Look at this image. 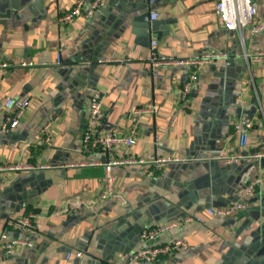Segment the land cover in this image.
Here are the masks:
<instances>
[{
	"label": "crops",
	"instance_id": "0c3cea01",
	"mask_svg": "<svg viewBox=\"0 0 264 264\" xmlns=\"http://www.w3.org/2000/svg\"><path fill=\"white\" fill-rule=\"evenodd\" d=\"M79 1L0 0V166L24 167L0 173V237L6 232L8 239L34 244L0 252V264H126L145 245L143 229L192 215L202 221L155 242L183 239L188 248L148 264H237L264 224V187L234 218L207 210L228 206L239 188L264 179V158L255 159L264 154V61L251 60L264 51V31L227 30L216 13L219 0H108L92 17L60 24ZM252 1L254 24L264 22V0ZM153 12L155 21L171 22L159 27L166 35L151 31ZM218 53L227 58L198 70L184 100L180 92L194 68L155 70L150 61ZM95 90L105 95L101 129L127 134L137 123L133 147L84 150ZM8 98H27L30 107L14 131L3 133ZM244 119L254 125L242 148L231 122ZM47 123L50 142L35 141ZM165 155L181 163L152 173L144 166L114 167V194L100 200L110 159ZM226 155L242 159L228 164L220 159ZM79 201L82 209H69ZM24 216H32V233L8 225Z\"/></svg>",
	"mask_w": 264,
	"mask_h": 264
},
{
	"label": "built area",
	"instance_id": "2783aa9c",
	"mask_svg": "<svg viewBox=\"0 0 264 264\" xmlns=\"http://www.w3.org/2000/svg\"><path fill=\"white\" fill-rule=\"evenodd\" d=\"M108 0H92L89 5L84 4L83 0L77 2L76 6L70 11L64 13L58 18L60 24L72 23L76 18L80 16H85L86 18L92 17L98 10L103 8L107 4ZM155 0H151L154 3ZM216 13L225 28L230 31L242 32L246 28H250L253 34H258L264 31V22L254 24L255 16L257 13L256 5L252 0H219L216 5ZM152 21L157 20L158 13L153 12L150 15ZM158 43L156 40H152L151 48L155 49ZM227 58L226 54H203L201 56H195L192 59L185 62H178L172 58H158L157 56H151L150 61L152 67L157 70L162 66H167L170 64L188 65L192 66L194 70L188 76L187 82L184 84L180 95L184 100L191 93L194 84L197 81L198 70L204 66L210 64L214 60ZM254 62L264 61V51L251 57ZM58 65H61V57L58 56ZM22 66L26 67L27 64L24 63ZM4 67V66H3ZM157 77V73L155 74ZM104 101L105 95L99 91L95 90L90 99L89 113L83 133L82 145L84 150H101L109 154L115 148L120 146H125L126 148L133 147L138 140V125L135 123L130 129L129 133L124 134L122 132H111L103 131L101 125L104 119ZM30 107L29 99L14 100L8 98L5 101L4 109L6 112V119L1 127L3 133H10L14 131L19 125L20 121L26 114ZM155 108H142L134 112L135 116H140L145 113L154 112ZM234 127L235 133L239 138L240 147H245L248 140V135L254 125L253 119H244L242 121L231 122ZM50 129L51 123H47L43 126L40 133L35 137V141H45L50 142ZM264 158V154L256 155L255 159ZM221 160L226 163L234 164L238 163L242 159L241 155L235 156H221ZM250 161V160H247ZM172 163H181L180 158L177 156H147V157H135L128 156L126 158L118 159L112 158L105 165V175L103 177L104 181V192L100 195V200H105L112 196L115 191V177L113 175V169L116 166H144L147 169L150 167L152 172H157L161 170L164 166ZM22 166H0V173H9L23 169ZM46 168V167H43ZM264 187V179L262 177H257L251 179L243 187L238 189V199L234 200L228 206L210 208L207 210L209 216H215L220 218H234L240 212L244 211L248 207V201L250 198L255 196L256 190L258 188ZM83 201H79L75 205H70L69 209H82ZM202 221L201 217L198 215L186 216L183 218H178L175 220L168 221L166 223L145 228L141 231L140 238L145 243L144 247L137 252H135L129 258L126 264H148L155 262L161 256L173 254L176 251H185L188 248V244L183 239L174 240L165 245H156L155 242L159 237L173 229H180L185 224L192 222ZM8 225L17 231H22L25 233H32L34 225L32 223V216H24L22 218H17L11 220ZM34 247L33 241L24 239H8L7 233L3 232L0 237V252L11 255L19 248H32ZM71 256L69 253L68 258ZM75 256L78 258L83 257V253L80 251L75 252Z\"/></svg>",
	"mask_w": 264,
	"mask_h": 264
},
{
	"label": "water",
	"instance_id": "95a60500",
	"mask_svg": "<svg viewBox=\"0 0 264 264\" xmlns=\"http://www.w3.org/2000/svg\"><path fill=\"white\" fill-rule=\"evenodd\" d=\"M171 22L153 21L151 23L152 32H162L166 35V30H160V26L169 25ZM258 235V236H257ZM257 237L254 240V245H252L250 250H245L237 259V264H263L264 258V224L260 225L257 231Z\"/></svg>",
	"mask_w": 264,
	"mask_h": 264
}]
</instances>
